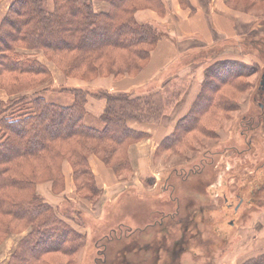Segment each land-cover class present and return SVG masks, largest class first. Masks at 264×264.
Wrapping results in <instances>:
<instances>
[{
    "label": "trees",
    "instance_id": "1",
    "mask_svg": "<svg viewBox=\"0 0 264 264\" xmlns=\"http://www.w3.org/2000/svg\"><path fill=\"white\" fill-rule=\"evenodd\" d=\"M98 4L105 8L98 9ZM145 9L164 14L161 0H52V8L50 0L12 1L0 26V91L15 97L0 100V230L4 235L12 233L6 222L31 229L9 264H50L49 256L76 255L85 245V238L42 199L37 192L38 183L51 182L55 191L61 189L62 165L68 161L77 192L100 197L103 190L96 183L90 158L98 157L117 174L131 171L129 145L149 137L132 128V124H159L174 104L170 103L173 97L166 93L135 96L138 93L111 94L102 89L80 88L66 90L72 98L70 104L52 103L40 92L51 80V73L33 53L54 62L66 78L91 82L99 77H136L161 39L154 25L136 20V13ZM244 68L233 62L209 68L190 113L164 138L158 152H176L183 135L193 132L201 118L209 114L220 87H230L236 78L247 75ZM89 98L106 101L105 111L98 118L101 128L85 122ZM221 99L227 101L225 96L218 101ZM108 216L110 224L103 229L102 240L116 242L112 239L116 235L118 242L124 241L115 229L122 220L120 215L110 211ZM131 236L125 238L129 240ZM101 246L98 254H105L107 259L108 249ZM122 246L121 262L135 264L125 258L126 254L138 253L134 243L129 241ZM263 257L246 264H264Z\"/></svg>",
    "mask_w": 264,
    "mask_h": 264
},
{
    "label": "rangeland",
    "instance_id": "2",
    "mask_svg": "<svg viewBox=\"0 0 264 264\" xmlns=\"http://www.w3.org/2000/svg\"><path fill=\"white\" fill-rule=\"evenodd\" d=\"M12 1L0 0V26ZM253 2L255 3L251 5ZM232 6L253 14L258 20L255 33L256 28L260 29L253 36L244 35L232 40L230 52L220 53L231 54L237 58L226 63L242 65L244 69L247 68V75L236 78L230 87H220L217 101L209 114L201 118V123L193 132L183 135L176 152H158L164 138L169 135L159 141L158 145H154L157 146L154 150L153 145L145 143L150 138L147 136L129 145L127 154L132 170L121 174H117L98 157L92 156L89 163L95 179L96 176L104 177L105 172L103 175L99 171L102 175L100 176L96 168L92 169L93 159L98 160L102 167L104 165L107 171L114 173L116 177L115 185L111 186L113 183H110L107 188H103L96 179L97 185L103 190V194L98 198L77 192L73 168L68 161H64L62 165L64 190L61 188L55 191L51 182L38 183L37 192L42 199L54 207L64 222L85 238V245L72 258L56 254L47 258L50 264H124L120 260L123 253L122 244L129 241L134 243L138 253L126 254L125 258L135 264H156L160 258L162 260L158 264H246L252 260H248L249 257L264 256V140L260 138L256 141L260 129L249 130L245 127L246 118H258L260 113L253 99L260 80L261 66L264 65V2L233 0ZM50 7L52 8V0ZM97 7L101 9L105 8V5L98 4ZM33 55L51 73V80L40 88V92L50 102L60 105L72 102V98L66 93L67 89L95 91L100 89L93 88L99 85L97 81H119L127 77H99L91 82L77 77L66 78L61 69L47 57L41 54ZM171 75L168 72L164 77ZM165 78H162L161 82L124 94L171 95L173 101L170 103L174 104L166 111L167 116L183 100L188 85L170 82ZM205 79L204 76V82ZM216 82L220 86L218 79ZM102 90L111 94H122L110 92L105 88ZM24 93L28 94L29 91ZM222 96H225L227 101H218ZM13 99L14 96L0 91V100ZM90 100L105 102L101 116L105 111L106 101L89 98L88 103ZM196 100L186 115L176 120L174 130L190 113ZM228 102L231 106H228ZM175 116L170 119L164 117L159 124L143 125L161 126L164 120L167 121L166 124L173 122ZM85 122L89 126L102 127L99 119L94 121L93 117L87 116ZM142 142L144 151L139 152L136 145ZM140 157L144 159L142 164L138 163ZM257 167V174H251L253 176H249V180L243 178L241 171L247 174ZM141 169L144 170L145 177L142 176ZM214 183L215 188L211 187ZM219 188L222 191L216 190ZM213 193L217 194V197H214ZM110 211L115 216L120 215L122 219L115 229L121 233L124 241L118 242L116 235H112L116 242L102 240L105 232L103 229L110 224L108 221L111 218L107 217ZM216 221L223 222L219 224L223 228L215 225ZM6 224L10 226L12 233L4 235L0 230V264L10 263L18 245L29 235L31 229L17 227V223ZM127 235H132L131 239L127 240ZM101 244L108 249L107 259L104 258L105 254H98ZM106 260L109 262L105 263Z\"/></svg>",
    "mask_w": 264,
    "mask_h": 264
},
{
    "label": "crops",
    "instance_id": "3",
    "mask_svg": "<svg viewBox=\"0 0 264 264\" xmlns=\"http://www.w3.org/2000/svg\"><path fill=\"white\" fill-rule=\"evenodd\" d=\"M232 1L161 0L164 7L163 15L150 9L136 13L135 18L139 23L152 24L161 34L156 49L151 53L149 63L137 77L127 76L119 81L100 80L97 81L99 85L93 88H105L117 93L132 92L152 83L161 82L168 72L172 75L165 78L167 81L188 85L183 100L171 114L165 117L170 119L176 115V119H172L173 122L166 124L167 121L164 120L161 126L132 124V128L148 133L150 138L145 143L158 145L159 141L174 131L176 120L184 117L199 97L205 72L209 68L218 63L237 59L231 54H220L230 52L232 40L244 35L253 36L260 30L256 28L255 33L257 18L251 13L233 7ZM104 107L105 102L90 100L87 106L88 117H93L94 121L97 120ZM143 143L136 145V150L143 152L144 147L141 146ZM155 148L157 146H154L153 150ZM143 160L140 157L138 163H144ZM91 166L93 170L96 168L98 173L105 172L106 177L96 176L103 188H107L110 183H113L111 186L115 185L114 173L107 171L104 165L102 167L98 160L93 159ZM141 172L143 176L144 170L141 169ZM258 256L249 257L248 260Z\"/></svg>",
    "mask_w": 264,
    "mask_h": 264
},
{
    "label": "flooded vegetation",
    "instance_id": "4",
    "mask_svg": "<svg viewBox=\"0 0 264 264\" xmlns=\"http://www.w3.org/2000/svg\"><path fill=\"white\" fill-rule=\"evenodd\" d=\"M253 100H254L255 103H257V105L259 107L260 113H259V117L258 118H255V119L250 118L249 120H247V118H246V120H247V123H246L247 129H249V130L250 129H253V128H256L257 130L260 129V133H259V135H257V140L256 141H258L260 138H263V140H264V65L261 66L260 80H259V83H258V86H257V90H256V94H255V97H254ZM251 131H253V130H251ZM258 169L259 168L257 167L255 170H253V171H251V172H249L247 174H244L242 171H241V173L243 174V176H244L245 179H249L254 174H257ZM234 173H239V172H234ZM251 174H253V175H251ZM218 185H220V184H218ZM211 187H214L215 188L216 187L215 183L212 184ZM216 190L217 191H222V189L220 190V188L219 189H216ZM213 196L214 197H217V194H214L213 193ZM241 200L242 199H240V201ZM235 212H236V210H235ZM221 223H223V222L216 221L214 224L215 225L218 224V227L219 228H223V227H221V225H219ZM189 226H190V224H189Z\"/></svg>",
    "mask_w": 264,
    "mask_h": 264
}]
</instances>
